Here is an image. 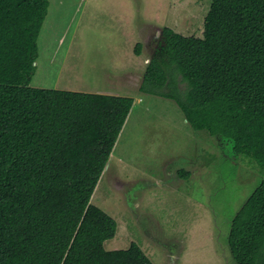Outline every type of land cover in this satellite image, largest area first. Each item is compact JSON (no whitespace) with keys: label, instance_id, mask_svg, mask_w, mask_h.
Here are the masks:
<instances>
[{"label":"trees","instance_id":"1","mask_svg":"<svg viewBox=\"0 0 264 264\" xmlns=\"http://www.w3.org/2000/svg\"><path fill=\"white\" fill-rule=\"evenodd\" d=\"M49 6L0 0V264H154L134 242L108 250L118 223L92 202L134 97L32 85ZM157 43L140 90L264 169V0H210L201 35L163 27ZM228 243L264 264V178Z\"/></svg>","mask_w":264,"mask_h":264},{"label":"rangeland","instance_id":"2","mask_svg":"<svg viewBox=\"0 0 264 264\" xmlns=\"http://www.w3.org/2000/svg\"><path fill=\"white\" fill-rule=\"evenodd\" d=\"M81 1L50 0L33 86L63 89L69 66L82 68L98 49L92 44L109 37L104 28L112 21L96 4L107 0ZM136 3L131 11L137 19L167 21L164 27L184 35L202 34L210 6V0ZM141 93L143 102L124 125L92 198L118 223L105 247L137 243L154 264H235L228 243L232 219L264 178V169L235 155L223 139L194 130L175 100Z\"/></svg>","mask_w":264,"mask_h":264},{"label":"crops","instance_id":"3","mask_svg":"<svg viewBox=\"0 0 264 264\" xmlns=\"http://www.w3.org/2000/svg\"><path fill=\"white\" fill-rule=\"evenodd\" d=\"M89 1L82 0L81 4L88 5ZM96 4L99 10L108 15V21H112L110 27L108 25L104 28L109 31V37L92 44L98 49L96 52L92 50L91 57L82 68L73 64L69 66L70 73L63 89L134 97L133 106L126 120L128 126L133 118L134 108H137L138 104L141 106L143 102L140 87L153 53L150 47H156L158 44L157 39L167 21L158 22L160 19L149 16L147 23L141 17L137 19L134 11H131L137 5L136 0L130 3L125 0H107ZM107 10L110 12H106ZM143 41H147V44L145 45ZM138 43L143 44L140 53L135 52ZM81 46H86V43H82ZM73 61L72 59L71 62ZM173 178L171 175L170 179Z\"/></svg>","mask_w":264,"mask_h":264}]
</instances>
